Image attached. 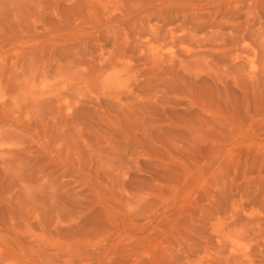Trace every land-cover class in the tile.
<instances>
[{
    "label": "rangeland",
    "instance_id": "374dc122",
    "mask_svg": "<svg viewBox=\"0 0 264 264\" xmlns=\"http://www.w3.org/2000/svg\"><path fill=\"white\" fill-rule=\"evenodd\" d=\"M261 70L264 0H0V264H264Z\"/></svg>",
    "mask_w": 264,
    "mask_h": 264
},
{
    "label": "bare ground",
    "instance_id": "6f19581e",
    "mask_svg": "<svg viewBox=\"0 0 264 264\" xmlns=\"http://www.w3.org/2000/svg\"><path fill=\"white\" fill-rule=\"evenodd\" d=\"M261 33H262V32H261ZM188 51H189V50H188ZM153 52H154V51H153ZM239 52H240V51H239ZM154 53H156V52H154ZM157 53H158V52H157ZM157 53H156V56H157ZM188 53L190 54L191 52H188ZM196 53H197V52H196ZM160 54H161V53H160ZM160 54H159V55H160ZM189 54H188V55H189ZM165 55H166V54H165ZM173 55H174V54H173ZM234 55H235V54H234ZM153 56H154V55H153ZM171 56H172V55H171ZM232 56H233V55H232ZM154 57H155V56H154ZM169 57H170V56H169ZM193 57H194V56H193ZM235 57H236V56H235ZM163 58H164V56H163ZM176 58H177V57H176ZM232 58H233V57H232ZM188 59L190 60V59H192V58H188ZM153 60H154V59H153ZM231 60H232V59H231ZM234 61H235V59H234ZM243 63H244V62H242V64H243ZM185 64H186V63H185ZM182 65H183V64H182ZM244 65H245V63H244ZM254 67H255V66H254ZM183 69H184V68H183ZM187 70H188V69H187ZM253 70H255V68H253ZM245 71H246V70H245ZM245 71H244V72H245ZM241 72H242V71H241ZM255 72H256V71H255ZM261 72L264 73L263 70H261ZM247 73H248V72H247ZM259 73H260V72H259ZM259 73H258V74H259ZM187 74H188V73H187ZM227 74H228V73H227ZM249 74H250V76H252V77H253V75H254V77H256L255 75H256L257 73L254 74V72H252V70H251ZM246 75H247V74H246ZM194 76H195L194 78H195V80H196V78H197L196 76H197V75L195 74ZM259 76H260V75H258V77H259ZM186 77H187V76H186ZM190 77H191V75H190ZM199 77H200V76H199ZM237 77H239V76H237ZM260 77H261V76H260ZM194 78H193V79H194ZM235 78H236V77H235ZM261 78H262V77H261ZM189 79H190V78H189ZM256 82H257V81H256ZM192 83H193V82H192ZM217 84H218V83H217ZM261 86H262V85H261ZM191 104H192V103H191ZM187 105H188V104H187ZM187 109H188V108H187ZM200 109H201V108H200ZM184 110H185V109H184ZM197 116H198V115H197ZM205 118H206V117H205ZM213 119H214V118H213Z\"/></svg>",
    "mask_w": 264,
    "mask_h": 264
}]
</instances>
